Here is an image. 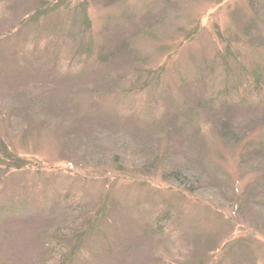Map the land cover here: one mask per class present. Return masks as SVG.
<instances>
[{"label":"rangeland","instance_id":"374dc122","mask_svg":"<svg viewBox=\"0 0 264 264\" xmlns=\"http://www.w3.org/2000/svg\"><path fill=\"white\" fill-rule=\"evenodd\" d=\"M0 138V264H264V0H0Z\"/></svg>","mask_w":264,"mask_h":264},{"label":"trees","instance_id":"16d2710c","mask_svg":"<svg viewBox=\"0 0 264 264\" xmlns=\"http://www.w3.org/2000/svg\"><path fill=\"white\" fill-rule=\"evenodd\" d=\"M50 5H48V3H41L39 5V8H37L33 14H31V16L28 17V20H34L35 17H39L43 11H47V7H49ZM58 7V6H57ZM56 8V7H54ZM52 9V8H50ZM76 13H78L79 17H80V22L81 23L79 26V28L84 27L85 30L89 29V20L86 16V9L84 7L78 6L76 8ZM24 22H22L20 25H23ZM79 48H77V52L79 51ZM91 52L90 46L88 45L85 49H83L82 54H86V56H88V54ZM228 53V51H227ZM103 54V51L101 50V52L96 56V61L100 62V61H104L105 60V55L103 57H101L100 55ZM87 60V59H86ZM248 78H249V83H244L242 85H244L245 90L247 93H252L254 94L255 92H258L261 90V88L263 87V85L261 84V79H260V75L257 71L253 70V72H250L248 74ZM149 80V76L146 79V81ZM28 125L26 124L23 130L24 131L26 129ZM3 167L4 170L9 171L12 169L18 170L24 167V162L22 160H20L19 158H17L16 156H14V153H12L11 151L8 150V148L5 146L3 140L0 138V168ZM45 194V192H44ZM75 203V202H73ZM70 210H73L71 207V205L69 206ZM68 207V208H69ZM77 215H81V214H77ZM165 217H163L164 219ZM97 220V219H95ZM165 228H167V226H164ZM163 231V226H161L160 229H158V232H162ZM104 234V233H101ZM160 235V234H159ZM84 236V231L80 229V231L78 230L77 232L72 231L70 232L66 237L60 236L58 233H56L55 237L58 239V244L60 246H68L69 250L71 249V253H76L77 252V248L81 247V243H82V238ZM54 237V236H53ZM60 261V263H58ZM56 259V261H53V263L55 264H74L73 261H75V258L70 257V255L66 258H63L61 260Z\"/></svg>","mask_w":264,"mask_h":264}]
</instances>
